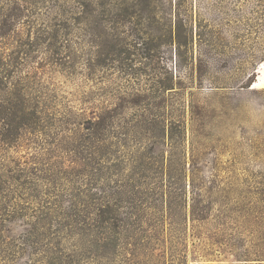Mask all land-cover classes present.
Returning <instances> with one entry per match:
<instances>
[{"label":"rangeland","instance_id":"rangeland-1","mask_svg":"<svg viewBox=\"0 0 264 264\" xmlns=\"http://www.w3.org/2000/svg\"><path fill=\"white\" fill-rule=\"evenodd\" d=\"M263 64L264 0H0V264H155L150 216L110 218L116 156L90 138L162 118L183 139L131 129L134 183L171 155L213 247L264 263ZM108 106L110 128L87 134Z\"/></svg>","mask_w":264,"mask_h":264},{"label":"trees","instance_id":"trees-1","mask_svg":"<svg viewBox=\"0 0 264 264\" xmlns=\"http://www.w3.org/2000/svg\"><path fill=\"white\" fill-rule=\"evenodd\" d=\"M168 88L172 87H166V89ZM110 111L112 108L108 106L103 108L100 111L101 114L95 116L94 120L86 119L90 123V127H87V130L90 131L87 134L109 129L107 123L112 117L103 112L109 113ZM145 122H148L153 128L156 126L164 144L172 145L175 133L179 135L180 139H183L184 123L163 118L150 121L140 119L134 124L125 121L117 124L116 127L119 129L109 134L111 139L104 137L98 139V136L90 138H96L94 142L103 152L108 154V150L111 148L112 156H116L113 160L111 159V164L115 166V172L118 173L117 176L121 180H118L119 184L116 189L110 193L114 201L108 202L106 205L107 211L111 214L110 218L119 222V226L115 224V227L122 226V223L127 220H132V223L141 222L143 217L146 220L150 216L149 220L152 221L150 223L152 225L149 232L152 234L146 236L144 247L149 249L151 257L158 256V261L155 264H188L189 240L197 252V258L192 259V264H264L254 262L253 260L260 259H251L239 251L229 240L216 241V246L222 249L213 247L214 245L208 241L209 237L205 235V232L204 235L202 234V229L206 228L211 221L206 197L186 189L182 171L178 169L176 173L175 167L172 166L171 155L160 156L162 159L159 158V165L153 169L156 181L152 185L142 186L134 183L137 169L128 167L119 153L120 148L127 140L129 131L148 128ZM109 158L111 157L107 156V159ZM104 159L106 160V158ZM182 166L181 162L180 167ZM143 198L144 201H142ZM156 249H159L157 254L155 253ZM226 253L232 256L231 261H228ZM221 255L222 258H220Z\"/></svg>","mask_w":264,"mask_h":264},{"label":"bare ground","instance_id":"bare-ground-1","mask_svg":"<svg viewBox=\"0 0 264 264\" xmlns=\"http://www.w3.org/2000/svg\"><path fill=\"white\" fill-rule=\"evenodd\" d=\"M264 66V64H263ZM264 83V75H260L257 77L256 81L253 84V87H255L258 84Z\"/></svg>","mask_w":264,"mask_h":264}]
</instances>
